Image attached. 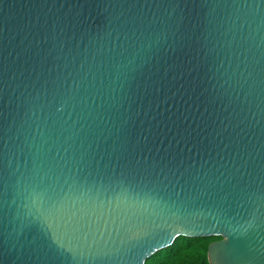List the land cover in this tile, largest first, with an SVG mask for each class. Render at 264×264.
I'll return each mask as SVG.
<instances>
[{
    "label": "water",
    "instance_id": "obj_1",
    "mask_svg": "<svg viewBox=\"0 0 264 264\" xmlns=\"http://www.w3.org/2000/svg\"><path fill=\"white\" fill-rule=\"evenodd\" d=\"M178 235L264 264V0H0V264Z\"/></svg>",
    "mask_w": 264,
    "mask_h": 264
},
{
    "label": "trees",
    "instance_id": "obj_2",
    "mask_svg": "<svg viewBox=\"0 0 264 264\" xmlns=\"http://www.w3.org/2000/svg\"><path fill=\"white\" fill-rule=\"evenodd\" d=\"M220 238L217 235L188 237L178 235L173 242L150 256L144 264H210L207 256L208 245Z\"/></svg>",
    "mask_w": 264,
    "mask_h": 264
}]
</instances>
